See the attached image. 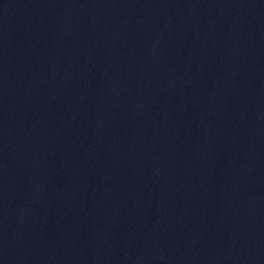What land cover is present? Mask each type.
I'll return each mask as SVG.
<instances>
[{
  "label": "water",
  "instance_id": "obj_1",
  "mask_svg": "<svg viewBox=\"0 0 264 264\" xmlns=\"http://www.w3.org/2000/svg\"><path fill=\"white\" fill-rule=\"evenodd\" d=\"M0 264H264V0H0Z\"/></svg>",
  "mask_w": 264,
  "mask_h": 264
}]
</instances>
